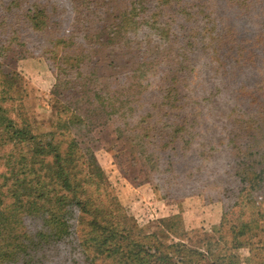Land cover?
I'll return each instance as SVG.
<instances>
[{"label": "rangeland", "instance_id": "obj_1", "mask_svg": "<svg viewBox=\"0 0 264 264\" xmlns=\"http://www.w3.org/2000/svg\"><path fill=\"white\" fill-rule=\"evenodd\" d=\"M34 12L49 33L33 31ZM10 30L0 104L28 132L0 123V168L69 130L94 153L95 214L117 245L153 236L206 264H264L263 191L237 175L249 139L235 136L264 111V0H0V33ZM110 35L100 50L79 45ZM4 225L0 264H89L73 226L36 215Z\"/></svg>", "mask_w": 264, "mask_h": 264}, {"label": "trees", "instance_id": "obj_2", "mask_svg": "<svg viewBox=\"0 0 264 264\" xmlns=\"http://www.w3.org/2000/svg\"><path fill=\"white\" fill-rule=\"evenodd\" d=\"M39 14L40 12L33 13L30 26L33 31L45 30L49 33L52 29L51 23L39 20ZM6 19L7 16L4 17V20ZM12 24L9 23V26ZM12 34V30L0 33V37L5 38L4 43L0 45V55L9 46L7 43ZM71 37L72 35L69 39ZM112 38L110 35L101 41L98 37H93L88 41L85 36L79 45L93 42L90 50H100L103 45L109 44ZM57 41V47L63 44V40ZM57 68L64 70L62 66ZM4 76L11 78L9 74ZM263 113L258 107L257 126L247 121L235 133L239 138L243 136L249 139L243 154L239 151L241 155L237 161V175L241 180L243 178L247 181L248 191H263L261 199L264 197V123H261L260 118ZM8 120L7 110L0 104V123L9 122L5 128L11 129L13 133L27 134L26 129H13ZM68 131L34 139L30 151L26 154H7L4 163L7 167L0 168V196L4 206L11 207L14 204L16 210L5 208V212H1L0 216L4 219H0V222L3 221L0 228L5 224V230L17 216L24 223L25 219L32 215L39 217L48 228L65 230L73 226L77 243L89 264H206L205 254L183 242H174L172 245H164L162 249H156L154 237L148 236V242L144 244L138 240H130L127 245H117L114 226L109 225L106 219L99 221L96 218V199L94 192L90 191L97 166L94 153L80 137ZM240 132L243 134H238ZM29 137L34 138L33 135ZM234 143V147L239 145L237 150H240L243 143ZM259 204L262 202L259 201ZM98 230L105 236L106 241L98 234ZM47 234L52 235L48 231ZM124 236L131 237L128 234ZM23 237L24 234L20 239ZM20 244L23 248L24 241ZM2 254L0 249V259H4Z\"/></svg>", "mask_w": 264, "mask_h": 264}]
</instances>
